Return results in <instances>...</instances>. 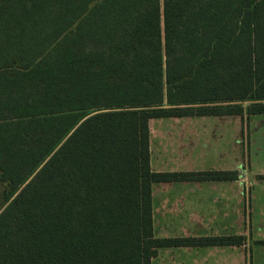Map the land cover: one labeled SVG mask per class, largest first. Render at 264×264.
I'll return each instance as SVG.
<instances>
[{
    "label": "trees",
    "instance_id": "16d2710c",
    "mask_svg": "<svg viewBox=\"0 0 264 264\" xmlns=\"http://www.w3.org/2000/svg\"><path fill=\"white\" fill-rule=\"evenodd\" d=\"M244 106V104H246ZM264 115V0H0V264H151L149 122Z\"/></svg>",
    "mask_w": 264,
    "mask_h": 264
},
{
    "label": "rangeland",
    "instance_id": "374dc122",
    "mask_svg": "<svg viewBox=\"0 0 264 264\" xmlns=\"http://www.w3.org/2000/svg\"><path fill=\"white\" fill-rule=\"evenodd\" d=\"M149 143L150 164L155 170H234L242 167L247 155L255 151L258 156V150H264V115L153 119L149 122ZM162 190L163 185L153 187L154 236L190 238L191 217L169 216L168 212L163 215L160 211L158 199ZM217 256L203 248H162L151 264H214ZM231 257L232 264H244L243 255L240 257L238 252H233Z\"/></svg>",
    "mask_w": 264,
    "mask_h": 264
},
{
    "label": "crops",
    "instance_id": "0c3cea01",
    "mask_svg": "<svg viewBox=\"0 0 264 264\" xmlns=\"http://www.w3.org/2000/svg\"><path fill=\"white\" fill-rule=\"evenodd\" d=\"M249 151V149H248ZM247 153L250 154V151ZM255 151L245 159L242 167L216 171L192 170L155 173L233 172V180L155 183L163 185L159 208L163 215L184 214L192 218L190 238H241L238 246H201L196 249L212 251L214 264H232V253L243 255L244 264H264V150ZM151 165V164H150ZM177 211L178 213H173Z\"/></svg>",
    "mask_w": 264,
    "mask_h": 264
}]
</instances>
